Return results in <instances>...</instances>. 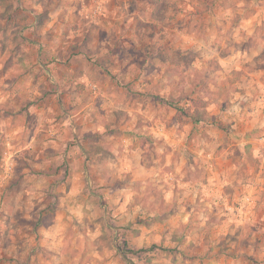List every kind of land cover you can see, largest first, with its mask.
<instances>
[{
	"label": "clouds",
	"instance_id": "obj_1",
	"mask_svg": "<svg viewBox=\"0 0 264 264\" xmlns=\"http://www.w3.org/2000/svg\"><path fill=\"white\" fill-rule=\"evenodd\" d=\"M0 264H264V0H0Z\"/></svg>",
	"mask_w": 264,
	"mask_h": 264
}]
</instances>
